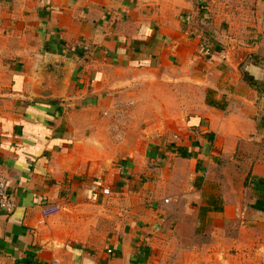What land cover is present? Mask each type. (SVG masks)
<instances>
[{
	"label": "crops",
	"instance_id": "obj_1",
	"mask_svg": "<svg viewBox=\"0 0 264 264\" xmlns=\"http://www.w3.org/2000/svg\"><path fill=\"white\" fill-rule=\"evenodd\" d=\"M207 3L0 0V264H264V15L202 59ZM168 81L202 91L173 127L119 124Z\"/></svg>",
	"mask_w": 264,
	"mask_h": 264
},
{
	"label": "rangeland",
	"instance_id": "obj_2",
	"mask_svg": "<svg viewBox=\"0 0 264 264\" xmlns=\"http://www.w3.org/2000/svg\"><path fill=\"white\" fill-rule=\"evenodd\" d=\"M206 2H209V4L207 3L202 12L195 9L192 11L191 9V18L184 23L185 28L190 32V36L197 41V52L204 53L202 59H206L207 56L210 57L209 55L212 52L217 51L220 53L225 51L232 43L245 44L250 41L252 35L258 29L255 16L258 13L260 16L262 13L264 15V9L256 8L252 5V2H248L250 7H245L246 4L242 0H216L214 2L204 0V4ZM243 3L244 6L242 7ZM166 84V86L157 85L155 87L141 86L139 89H135L138 95L142 97L141 103L124 104L123 108L126 109L121 112V114L124 113V118L122 116L119 117L121 119L119 124L122 127L134 126L139 130L150 128L153 131L156 130L158 134L159 130L163 129L164 126L165 129L173 127L175 117L172 113L174 111H189L190 109L186 110V107L190 106V100L193 96H199L200 92L202 94V91L198 88H193L191 84H177L173 81H168ZM263 149L264 147L260 145L259 150H261L262 154H264ZM251 171L245 180L246 186L244 182V191L250 193L251 190L254 195L259 196V199H264L263 193L255 190L253 185L254 180L259 178V176L253 175ZM257 233L260 234L262 232ZM261 242L263 243L262 240L258 241V244H261ZM256 245V242L252 244L251 251H249V264H256L253 254L256 252ZM232 252L235 254L237 250L233 248ZM258 252L261 254L263 250H258ZM187 258L189 257L185 258L183 256L178 263L168 264H193L192 262L189 263ZM239 261L240 257L237 259V264H240ZM199 264H211V262L205 260L200 261Z\"/></svg>",
	"mask_w": 264,
	"mask_h": 264
},
{
	"label": "built area",
	"instance_id": "obj_3",
	"mask_svg": "<svg viewBox=\"0 0 264 264\" xmlns=\"http://www.w3.org/2000/svg\"><path fill=\"white\" fill-rule=\"evenodd\" d=\"M14 206L13 201L5 190L4 179L0 170V211H12Z\"/></svg>",
	"mask_w": 264,
	"mask_h": 264
},
{
	"label": "trees",
	"instance_id": "obj_4",
	"mask_svg": "<svg viewBox=\"0 0 264 264\" xmlns=\"http://www.w3.org/2000/svg\"><path fill=\"white\" fill-rule=\"evenodd\" d=\"M251 84H253V83H251ZM258 84H259V86H261V85H264V82H263V84L261 82H259ZM261 90H264V88ZM246 185H247V183L245 182V186ZM253 185H254L255 190L260 191L261 193H263L262 195H264V179L263 178L255 179L253 182Z\"/></svg>",
	"mask_w": 264,
	"mask_h": 264
}]
</instances>
